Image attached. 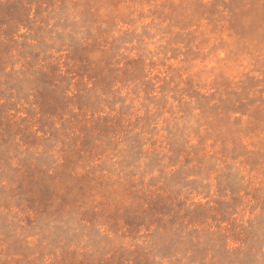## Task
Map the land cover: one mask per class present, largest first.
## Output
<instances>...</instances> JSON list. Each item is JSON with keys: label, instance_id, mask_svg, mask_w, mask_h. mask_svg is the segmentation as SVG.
Returning <instances> with one entry per match:
<instances>
[{"label": "rangeland", "instance_id": "obj_1", "mask_svg": "<svg viewBox=\"0 0 264 264\" xmlns=\"http://www.w3.org/2000/svg\"><path fill=\"white\" fill-rule=\"evenodd\" d=\"M0 264H264V0H0Z\"/></svg>", "mask_w": 264, "mask_h": 264}]
</instances>
